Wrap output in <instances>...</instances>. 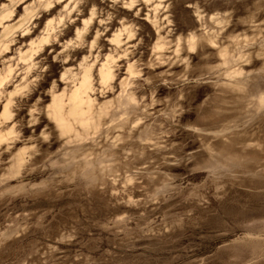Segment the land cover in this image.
I'll list each match as a JSON object with an SVG mask.
<instances>
[{
  "label": "rangeland",
  "instance_id": "obj_1",
  "mask_svg": "<svg viewBox=\"0 0 264 264\" xmlns=\"http://www.w3.org/2000/svg\"><path fill=\"white\" fill-rule=\"evenodd\" d=\"M0 264H264V0H0Z\"/></svg>",
  "mask_w": 264,
  "mask_h": 264
},
{
  "label": "crops",
  "instance_id": "obj_2",
  "mask_svg": "<svg viewBox=\"0 0 264 264\" xmlns=\"http://www.w3.org/2000/svg\"><path fill=\"white\" fill-rule=\"evenodd\" d=\"M195 15L197 16L199 23L202 25L201 27H203L204 33L207 34L208 37L211 36L210 32H211L213 26L218 27L219 25H221V23L224 19L223 16L221 15V13H213L210 15L204 14V12L200 8L195 9ZM196 42H197V36L195 34L191 33L187 37L176 38L174 46L177 48V51H178L180 49L181 44L184 43L186 45L187 50L188 49L193 50L195 48ZM83 80H84V78H83ZM81 86H82V84L80 83V85L76 88H80ZM74 91H73V93H74ZM83 94H84V92H81V95H83ZM59 101H61V100H59Z\"/></svg>",
  "mask_w": 264,
  "mask_h": 264
},
{
  "label": "bare ground",
  "instance_id": "obj_3",
  "mask_svg": "<svg viewBox=\"0 0 264 264\" xmlns=\"http://www.w3.org/2000/svg\"><path fill=\"white\" fill-rule=\"evenodd\" d=\"M104 77L106 79H108L109 78V73H106ZM86 83H87V78L84 77V80L81 82L82 86L80 88H76L74 93L70 97V102L73 103V105L75 107L79 106L83 102V98H82L81 92L85 93V90H86V87H87ZM61 111H62V102L58 101L55 104V116L57 117L59 123L62 124L63 127H66V126H68V124L65 121V119L63 118V115H62Z\"/></svg>",
  "mask_w": 264,
  "mask_h": 264
}]
</instances>
